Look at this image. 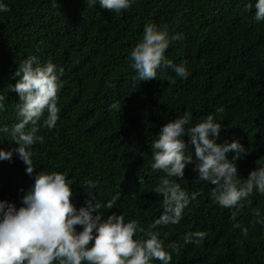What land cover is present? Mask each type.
Here are the masks:
<instances>
[{
	"label": "trees",
	"instance_id": "1",
	"mask_svg": "<svg viewBox=\"0 0 264 264\" xmlns=\"http://www.w3.org/2000/svg\"><path fill=\"white\" fill-rule=\"evenodd\" d=\"M94 2L0 0L10 9L0 12V129L9 128L0 131V150L19 147L11 135L20 122L19 96L11 89L22 61L35 57L39 66L54 64L57 74L63 69L56 126H44L47 110L37 123L43 142L30 149L33 175L15 152L11 161H0V200L19 208L36 174L56 172L71 181L77 209L86 206L89 191L102 205L119 196L113 209L101 207L98 214L138 221L145 233L137 232L134 239H147L149 230L159 233L170 264H264V224L255 223L254 215L258 210L264 217V195L254 189L232 219L236 209L219 206L212 195L215 186L197 181L194 164L186 167L184 179H170L189 196L199 193L197 198L179 224L150 229L163 214V197L154 189L166 178L151 167L152 144L161 127L184 112L192 114L186 127L213 115L222 125L216 143L238 141L248 151L235 161L241 184L264 167V21L254 19L256 0H130L131 7L119 13ZM148 24L167 31L165 57L184 66L187 78L161 67L155 80L137 79L130 54ZM177 35L182 38L172 40ZM115 103L119 110L110 107ZM182 139L188 144L187 135ZM187 151L195 160L194 147ZM234 156L227 154L229 161ZM88 181L96 187L90 189ZM196 231L206 232V238L184 244V235Z\"/></svg>",
	"mask_w": 264,
	"mask_h": 264
},
{
	"label": "clouds",
	"instance_id": "2",
	"mask_svg": "<svg viewBox=\"0 0 264 264\" xmlns=\"http://www.w3.org/2000/svg\"><path fill=\"white\" fill-rule=\"evenodd\" d=\"M90 2L92 6L96 4L94 0ZM98 3L101 8L115 13L131 7L130 0H98ZM251 7V4L246 5L245 10ZM7 11L10 9L0 4V12ZM254 19L264 21V0H256ZM181 38L177 35L172 40ZM169 44L166 30L159 31L152 24L145 26L142 41L130 54L137 79L145 82L155 80L161 67L172 68L177 76L187 78L189 73L184 66L173 65L166 59ZM61 75L62 68L57 74L54 64L49 62L39 66L35 57L22 61L13 75L16 83L11 91L19 96L20 122L12 127L11 135L19 147L10 151L0 150V161H11L15 152L26 165V173L30 177L35 170L30 149L37 141L43 142V137L36 135L39 131L37 123L45 110L48 115L44 126L49 130L55 128L59 119L57 93ZM3 99L0 97V110L4 109ZM110 107L119 110L120 106L115 103ZM217 111L223 112L224 109ZM191 118L192 114L186 111L181 118L166 123L152 144L151 167L163 171L166 178H162L154 189L158 196L163 197V214L150 225V229L179 224L184 209L199 195L192 193L189 196L179 183L170 179H184L186 167L192 164L195 165L193 171L198 173L197 181H207L215 186L212 195L219 206L236 209L232 219L245 206L242 201H247L254 189L264 195V167L250 172L241 184L235 161L247 155L248 151L238 141L216 143L214 138L219 137L222 125L214 122L213 115H208L195 126L186 127ZM28 125L32 127L26 130ZM0 131L8 133L9 128L4 127ZM185 135L189 137L188 144L182 139ZM189 145L194 147L195 160L187 151ZM228 153H235L232 161L227 158ZM70 184L64 174L41 171L35 175L33 186L23 196V206L17 208L15 204L0 200V264H152L153 260L170 264L171 254L164 250L159 233L149 230L147 239H134L137 232L145 233L138 221L125 223L122 214L113 213L106 219L98 214L101 207L113 209L119 196L102 205L89 191L86 206L77 209L72 203ZM87 184L90 189L96 187L92 181ZM254 215L259 218L255 223L264 224V217H260L258 210H254ZM77 226L82 231L78 232ZM244 232L246 234L247 229ZM206 236L203 231L189 232L183 237L184 244L198 245ZM168 247L178 251L176 244Z\"/></svg>",
	"mask_w": 264,
	"mask_h": 264
}]
</instances>
